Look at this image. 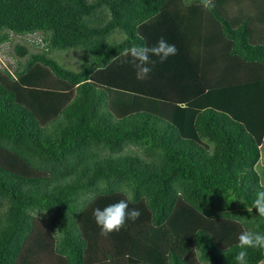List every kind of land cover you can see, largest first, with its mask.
<instances>
[{
	"label": "trees",
	"instance_id": "16d2710c",
	"mask_svg": "<svg viewBox=\"0 0 264 264\" xmlns=\"http://www.w3.org/2000/svg\"><path fill=\"white\" fill-rule=\"evenodd\" d=\"M212 2L0 0V44L46 43L0 71V264H237L240 232H264L245 207L262 185L264 14ZM161 37L178 54L138 79L123 51ZM72 49L78 72L52 57ZM121 199L140 217L101 235L94 209Z\"/></svg>",
	"mask_w": 264,
	"mask_h": 264
},
{
	"label": "clouds",
	"instance_id": "9594fccd",
	"mask_svg": "<svg viewBox=\"0 0 264 264\" xmlns=\"http://www.w3.org/2000/svg\"><path fill=\"white\" fill-rule=\"evenodd\" d=\"M201 3L206 9L214 7L212 0H201ZM177 54L178 49L175 44H170L164 37H161L151 47L133 45L130 48H126L122 53L124 56L131 57L130 63L135 66L138 79L147 78L152 71V66L156 63L152 59L153 56L158 57L160 62L163 63L170 56ZM245 207L249 214L255 210L257 215L264 217V184L256 192L252 206ZM93 215L97 225L101 228V235L106 236L112 232L120 231L129 219L132 221L138 219L141 212L135 208L130 210L129 200L121 199L118 202L105 206L103 209H94ZM238 247L241 250L234 257L237 264H248L247 249L264 250V232L244 228L238 236ZM258 264H264V259L260 260Z\"/></svg>",
	"mask_w": 264,
	"mask_h": 264
},
{
	"label": "rangeland",
	"instance_id": "374dc122",
	"mask_svg": "<svg viewBox=\"0 0 264 264\" xmlns=\"http://www.w3.org/2000/svg\"><path fill=\"white\" fill-rule=\"evenodd\" d=\"M227 5L225 8H228L231 12V16L236 15L239 18L241 15H245L247 13L252 14V19L259 16L261 12L264 14V0H239L237 3L235 0H226ZM244 10L245 12H240ZM209 13V12H206ZM248 17V16H247ZM245 20L244 17L239 19V23L234 24L235 26H239L240 22ZM258 26V27H257ZM263 26V25H262ZM257 30H261V25H256ZM45 36L41 33L28 35V36H16L14 34L11 35V41L8 43L0 44V71L7 70L12 74H15L17 69L25 66L26 59L20 58L16 51L17 45L26 46L29 48L32 53H39L46 46L44 43ZM115 38L114 35L110 37V40ZM121 36H117L116 39L120 40ZM80 50H57L52 53V57H54L63 67L66 69L78 72L81 68L82 64H86L84 52ZM81 65V66H80ZM262 154L264 156V147L262 149ZM263 181H264V174Z\"/></svg>",
	"mask_w": 264,
	"mask_h": 264
},
{
	"label": "crops",
	"instance_id": "0c3cea01",
	"mask_svg": "<svg viewBox=\"0 0 264 264\" xmlns=\"http://www.w3.org/2000/svg\"><path fill=\"white\" fill-rule=\"evenodd\" d=\"M221 49H222V47H221ZM225 57H227V56H225ZM214 60L216 62L214 65H211L212 66L211 79L214 81L218 80V79L223 80L224 76H227L231 73L230 70H231V68L234 67L233 63L235 61V57L231 56L230 58L227 57L226 59L222 58L220 60H218L216 58ZM256 170L261 177L262 184H264L263 176H262L264 174V156H263V154H262V157H261V159L257 165Z\"/></svg>",
	"mask_w": 264,
	"mask_h": 264
}]
</instances>
